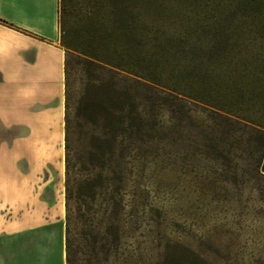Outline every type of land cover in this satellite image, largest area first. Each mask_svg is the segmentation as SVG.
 <instances>
[{"label":"rangeland","instance_id":"rangeland-1","mask_svg":"<svg viewBox=\"0 0 264 264\" xmlns=\"http://www.w3.org/2000/svg\"><path fill=\"white\" fill-rule=\"evenodd\" d=\"M125 2L174 40L156 70L165 87L90 66L65 47L92 46L98 34L92 0H72L61 45L73 176L86 180V201L80 194L74 206L72 264H264V129L252 123H264V100L252 98L258 85L249 76L219 59L235 0H177L163 10L160 0ZM197 22L203 30L179 48L175 38ZM109 51L122 58L121 46ZM53 175L46 193L61 197L65 179Z\"/></svg>","mask_w":264,"mask_h":264},{"label":"crops","instance_id":"crops-1","mask_svg":"<svg viewBox=\"0 0 264 264\" xmlns=\"http://www.w3.org/2000/svg\"><path fill=\"white\" fill-rule=\"evenodd\" d=\"M59 16L60 0H0V264H67L65 187L46 193L65 168Z\"/></svg>","mask_w":264,"mask_h":264},{"label":"trees","instance_id":"trees-1","mask_svg":"<svg viewBox=\"0 0 264 264\" xmlns=\"http://www.w3.org/2000/svg\"><path fill=\"white\" fill-rule=\"evenodd\" d=\"M177 0H160V9H167L169 5H175ZM72 0H60L59 24L61 37L65 34V20L69 14ZM196 6L185 7L181 10L182 15L187 17L194 11ZM99 11L98 34L92 38V46L83 47L70 46L64 43L65 47L83 56L85 63L90 66L107 68L110 72L117 70L130 74L137 78L142 84L158 85L163 84L156 70L159 66L160 55L167 52L166 47L173 44L174 40L164 37L155 31V27L147 23L140 12L129 2L118 3L115 0H92V10ZM232 9V8H231ZM235 18L231 26L225 32L231 36V40L225 43L219 59L224 65L233 66V75L249 76L258 85L252 92V98L257 101L264 100V0H235ZM225 16L229 12H224ZM92 11V18L95 17ZM227 20H230L229 17ZM179 39V48L186 38L193 32H201L200 24L193 23L184 28ZM193 31V32H192ZM181 32V31H180ZM185 37V38H183ZM172 41V42H170ZM121 46L122 58L115 60L109 50ZM148 47H150L148 49ZM98 52H95V51ZM68 74V62L66 59V75ZM233 77V76H232ZM68 86V81H66ZM169 86V85H167ZM167 88V87H166ZM168 90L193 100H200L197 96L185 92L176 86H169ZM241 97V95H240ZM201 103L230 114V111L218 104L208 100H200ZM68 90L66 93V144H65V206H66V261L72 264L73 241L72 234L76 227L75 203L80 199L86 180L74 179L73 165L70 146V120L68 116ZM257 127L264 129L261 119L252 122ZM264 172V161L262 165ZM78 196V198H76Z\"/></svg>","mask_w":264,"mask_h":264}]
</instances>
